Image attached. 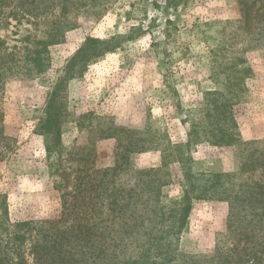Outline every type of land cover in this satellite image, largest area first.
<instances>
[{
    "label": "rangeland",
    "instance_id": "rangeland-1",
    "mask_svg": "<svg viewBox=\"0 0 264 264\" xmlns=\"http://www.w3.org/2000/svg\"><path fill=\"white\" fill-rule=\"evenodd\" d=\"M32 7L0 9V40L18 62L0 87V192L13 222L57 220L83 159L115 166L119 142L103 138L113 127L147 144L160 134L179 145L203 121L191 148L194 172H238L241 147L213 145L202 134L207 95L232 91L243 68L246 91H238L232 114L243 141L264 140V31L246 28L238 0H46ZM79 52L88 57L72 66ZM51 110L59 128L45 135ZM128 156L119 178L125 185L162 167L159 149ZM172 167L169 198L181 189V170ZM229 215L228 202L194 200L180 252L212 255L234 244Z\"/></svg>",
    "mask_w": 264,
    "mask_h": 264
},
{
    "label": "trees",
    "instance_id": "trees-1",
    "mask_svg": "<svg viewBox=\"0 0 264 264\" xmlns=\"http://www.w3.org/2000/svg\"><path fill=\"white\" fill-rule=\"evenodd\" d=\"M238 1L246 28L264 31V0ZM45 2L0 0V9L30 4L37 11ZM87 57L79 52L72 66ZM33 61L41 70V59ZM17 65L15 52L0 40V87ZM235 73L232 91L207 95L212 99L206 102L207 130L202 135L213 145L241 147L238 172H194L191 148L200 139L203 121L192 123L188 142L179 145L160 134L147 144L133 130L110 128L113 132L103 138L119 142L115 166L99 169L83 159L75 171L72 191L62 194L57 220L13 222L8 197L0 192V264H264V140L243 141L238 132L232 107L241 102L238 91H246L249 68ZM55 93L56 87L52 96ZM52 118L51 110L42 122L45 135L59 128L58 122L51 123ZM153 149L163 153L162 167L139 171L131 176L130 184L119 183L129 170L128 155ZM175 164L182 174L181 189L179 196L169 198L166 190L173 184ZM201 199L228 202L229 234L235 243L217 247L212 255L185 254L178 248V236L188 224L194 200Z\"/></svg>",
    "mask_w": 264,
    "mask_h": 264
}]
</instances>
